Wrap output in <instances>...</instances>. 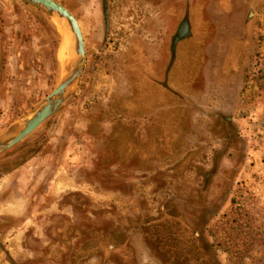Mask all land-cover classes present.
Segmentation results:
<instances>
[{
    "label": "rangeland",
    "instance_id": "obj_1",
    "mask_svg": "<svg viewBox=\"0 0 264 264\" xmlns=\"http://www.w3.org/2000/svg\"><path fill=\"white\" fill-rule=\"evenodd\" d=\"M57 1L86 63L0 153V176L28 165L36 185L34 230L0 264H264V0ZM75 58L58 17L0 0V136Z\"/></svg>",
    "mask_w": 264,
    "mask_h": 264
},
{
    "label": "water",
    "instance_id": "obj_2",
    "mask_svg": "<svg viewBox=\"0 0 264 264\" xmlns=\"http://www.w3.org/2000/svg\"><path fill=\"white\" fill-rule=\"evenodd\" d=\"M43 7L50 14L58 17L70 31L76 58L57 87L44 99L26 122L15 132L0 136V153L10 149L35 131L47 118L66 101L80 81L86 63V45L78 18L64 4L57 0H26ZM108 23V22H107ZM190 32L189 23L184 20L174 37V49L178 41Z\"/></svg>",
    "mask_w": 264,
    "mask_h": 264
},
{
    "label": "crops",
    "instance_id": "obj_3",
    "mask_svg": "<svg viewBox=\"0 0 264 264\" xmlns=\"http://www.w3.org/2000/svg\"><path fill=\"white\" fill-rule=\"evenodd\" d=\"M28 170L29 166L26 165L0 176V219L18 220L14 226L1 233L4 252H0V262L5 258L3 254L8 251L14 254L13 250L23 248L28 234L34 230L33 225H36V208L33 202L36 200L35 173Z\"/></svg>",
    "mask_w": 264,
    "mask_h": 264
},
{
    "label": "flooded vegetation",
    "instance_id": "obj_4",
    "mask_svg": "<svg viewBox=\"0 0 264 264\" xmlns=\"http://www.w3.org/2000/svg\"><path fill=\"white\" fill-rule=\"evenodd\" d=\"M189 27H190V26H189ZM178 42H179V41H178ZM178 42H177V43H178ZM173 43H174V38H173ZM173 46H174V45H173Z\"/></svg>",
    "mask_w": 264,
    "mask_h": 264
}]
</instances>
